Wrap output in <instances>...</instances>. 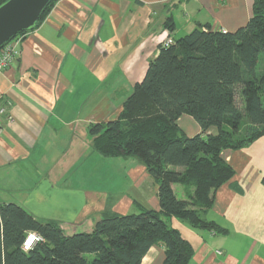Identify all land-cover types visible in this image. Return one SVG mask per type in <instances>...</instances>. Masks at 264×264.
Listing matches in <instances>:
<instances>
[{
  "label": "crops",
  "instance_id": "obj_1",
  "mask_svg": "<svg viewBox=\"0 0 264 264\" xmlns=\"http://www.w3.org/2000/svg\"><path fill=\"white\" fill-rule=\"evenodd\" d=\"M253 7L254 0H59L21 37L17 60L0 74V204H17L67 236L92 232L106 214L160 211L146 166L101 155L90 129L119 118L167 38L199 26L235 32ZM177 125L188 137L202 134L188 115ZM222 157L235 176L217 190L205 218L227 233L166 221L192 245L188 264H264V136ZM173 190L189 197L181 185ZM164 261V247L154 246L142 264Z\"/></svg>",
  "mask_w": 264,
  "mask_h": 264
},
{
  "label": "trees",
  "instance_id": "obj_2",
  "mask_svg": "<svg viewBox=\"0 0 264 264\" xmlns=\"http://www.w3.org/2000/svg\"><path fill=\"white\" fill-rule=\"evenodd\" d=\"M7 1L0 0V6ZM58 1L50 2L36 28ZM165 27L174 32L172 18ZM184 115L199 124L202 134L183 133L177 121ZM90 133L101 155L134 157L146 166L158 184L161 210L139 206L138 213L106 214L92 232L67 236L58 224L40 222L17 204H4L0 264H142L154 246L164 247V264H188L192 245L166 218L226 234L205 218L217 190L235 176L222 153L244 149L264 136V0H254L252 18L235 32L199 26L170 47L161 46L119 118L92 126ZM177 184L188 191L187 200L175 194ZM29 232L42 241L25 252Z\"/></svg>",
  "mask_w": 264,
  "mask_h": 264
},
{
  "label": "water",
  "instance_id": "obj_3",
  "mask_svg": "<svg viewBox=\"0 0 264 264\" xmlns=\"http://www.w3.org/2000/svg\"><path fill=\"white\" fill-rule=\"evenodd\" d=\"M52 0H8L0 6V49L17 35L36 29Z\"/></svg>",
  "mask_w": 264,
  "mask_h": 264
},
{
  "label": "built area",
  "instance_id": "obj_4",
  "mask_svg": "<svg viewBox=\"0 0 264 264\" xmlns=\"http://www.w3.org/2000/svg\"><path fill=\"white\" fill-rule=\"evenodd\" d=\"M174 40L172 38H167L165 41L162 42L161 46L163 47H170L173 45ZM20 45H21V37L14 38L10 42L6 43L1 49H0V74L6 71L18 58L20 54ZM6 113L4 108L0 109V115H4ZM11 120V119H10ZM1 125H0V134H1ZM0 204V209H1ZM34 233V232H33ZM38 239L35 241L29 242V233L27 234V237L23 243V250L25 252L30 251L33 249L38 243L42 241L41 237L35 233ZM30 243V246H29ZM26 249V250H25Z\"/></svg>",
  "mask_w": 264,
  "mask_h": 264
},
{
  "label": "clouds",
  "instance_id": "obj_5",
  "mask_svg": "<svg viewBox=\"0 0 264 264\" xmlns=\"http://www.w3.org/2000/svg\"><path fill=\"white\" fill-rule=\"evenodd\" d=\"M36 239H38V237L36 236V234L33 233V232H29V242L35 241ZM29 246H30V243H29Z\"/></svg>",
  "mask_w": 264,
  "mask_h": 264
},
{
  "label": "rangeland",
  "instance_id": "obj_6",
  "mask_svg": "<svg viewBox=\"0 0 264 264\" xmlns=\"http://www.w3.org/2000/svg\"><path fill=\"white\" fill-rule=\"evenodd\" d=\"M177 196H178L179 199L183 198V196H182L179 192H177ZM218 253L221 254L220 252H218ZM92 258H93V257H92ZM92 258H91V259H92Z\"/></svg>",
  "mask_w": 264,
  "mask_h": 264
}]
</instances>
